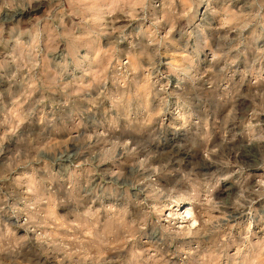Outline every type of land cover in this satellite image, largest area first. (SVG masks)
I'll return each instance as SVG.
<instances>
[{
  "label": "rangeland",
  "instance_id": "rangeland-1",
  "mask_svg": "<svg viewBox=\"0 0 264 264\" xmlns=\"http://www.w3.org/2000/svg\"><path fill=\"white\" fill-rule=\"evenodd\" d=\"M0 264H264V0H0Z\"/></svg>",
  "mask_w": 264,
  "mask_h": 264
},
{
  "label": "bare ground",
  "instance_id": "bare-ground-1",
  "mask_svg": "<svg viewBox=\"0 0 264 264\" xmlns=\"http://www.w3.org/2000/svg\"><path fill=\"white\" fill-rule=\"evenodd\" d=\"M42 3V2H41ZM33 9V8H32ZM43 9V8H42ZM30 10V9H29ZM37 11V10H36ZM31 12V11H30ZM17 15H19V16H23L24 14H25V12H20V13H16ZM16 16V15H15ZM29 16H30V14H29ZM20 22H21V20H20ZM241 142V141H240ZM247 143V142H246ZM252 144V143H251ZM251 144H246V150L247 151H245V152H243V155L241 156L244 160H245V162H249V161H251L252 159H251V157L253 156L252 155V152L254 153V151L256 150V148H254V147H251ZM257 146V145H256ZM255 146V147H256ZM240 148V147H239ZM241 148H243V147H241ZM176 150V149H175ZM243 150H245L244 148H243ZM258 150V149H257ZM256 150V151H257ZM242 152V151H241ZM248 152V153H247ZM250 152V153H249ZM257 153H259V151L257 152ZM256 154V153H255ZM259 155V154H258ZM256 157H257V155H255ZM241 158V159H242ZM244 160H243V162H244ZM257 160V159H256ZM256 160H253V162L255 161L256 162ZM254 162V163H255ZM258 162V161H257ZM193 163V162H192ZM250 163V162H249ZM253 163V164H254ZM253 164H251L250 163V166L251 167H254V165ZM257 164V163H256ZM247 166H249V165H247ZM213 169V165H212V163L211 164H203V165H201L200 164V167H199V171H200V173H202V174H208L211 170ZM249 169V168H248ZM227 203V202H226ZM236 215V214H235ZM233 218V217H232Z\"/></svg>",
  "mask_w": 264,
  "mask_h": 264
}]
</instances>
